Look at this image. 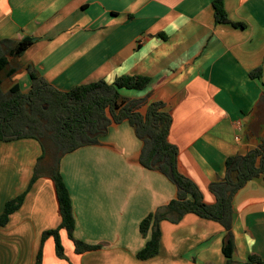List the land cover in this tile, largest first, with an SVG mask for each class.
I'll list each match as a JSON object with an SVG mask.
<instances>
[{"label":"crops","instance_id":"crops-1","mask_svg":"<svg viewBox=\"0 0 264 264\" xmlns=\"http://www.w3.org/2000/svg\"><path fill=\"white\" fill-rule=\"evenodd\" d=\"M214 1L0 0V39L34 40L18 59L24 73L3 90L18 84L27 93L28 65L62 91L101 80L114 83L125 75L149 77L146 90L121 94H150V102L166 104L180 170L213 205L209 187L224 178L227 159L247 154L264 135V129L252 127L264 93V0H224L229 20L242 27L218 24ZM260 68L262 76L252 78ZM142 148L125 122L114 124L101 145L63 158L75 237L102 248L77 254L61 231L65 258L58 257L50 238L42 264H226L225 229L193 214L179 223L163 221L159 255L138 259L151 236L141 234V222L178 193L166 176L141 166ZM41 156L36 140L0 141V217L6 203L29 188ZM60 224L52 181L43 175L9 223L0 226V264H35L43 234ZM233 233L235 264H248L251 256L264 262L261 178L236 195Z\"/></svg>","mask_w":264,"mask_h":264},{"label":"trees","instance_id":"trees-1","mask_svg":"<svg viewBox=\"0 0 264 264\" xmlns=\"http://www.w3.org/2000/svg\"><path fill=\"white\" fill-rule=\"evenodd\" d=\"M213 7L218 24L244 26L229 20L224 0H215ZM33 44L34 40L30 37L21 41L0 39V141L9 143L33 139L42 148V156L29 188L6 203L0 226L5 227L9 223L11 215L24 204L34 183L45 175L54 187L61 224L59 228L43 234L35 264L43 263L44 245L50 238L55 242L58 257L65 258L61 231L66 232L77 254L101 249V245H90L75 237L73 202L62 175L61 163L65 156L83 147L101 145L114 124L128 122L143 143L139 158L141 166L163 174L178 189L174 200L141 222V234L151 236L145 248L138 253V259L146 261L159 255L162 241L160 224L163 221L179 223L185 216L193 214L223 226L226 231L223 240L226 264H235L234 200L250 181L258 178L264 181V135L258 146L247 154L227 159L224 178L209 187L216 198L215 204L209 205L199 186L180 170L179 150L170 142L173 117L166 104L150 102V94L143 98H129L121 94L122 90H146L151 84L149 77L125 75L114 83L101 80L62 91L34 66L28 65L25 69L31 80L30 90L24 93L20 85L15 84L4 91L2 74L12 79L23 68L18 59ZM261 76V68L251 73L252 78ZM144 108H147L145 113ZM252 127L264 129V93ZM255 263L264 264L259 257L251 256L248 264Z\"/></svg>","mask_w":264,"mask_h":264},{"label":"rangeland","instance_id":"rangeland-1","mask_svg":"<svg viewBox=\"0 0 264 264\" xmlns=\"http://www.w3.org/2000/svg\"><path fill=\"white\" fill-rule=\"evenodd\" d=\"M24 69V68H23ZM25 70H21L20 74H22V72L24 73ZM19 74V75H20ZM2 78H3V87L6 88L7 85L10 83L9 79L5 78V75L2 74ZM21 78V77H20ZM66 247V246H65Z\"/></svg>","mask_w":264,"mask_h":264}]
</instances>
